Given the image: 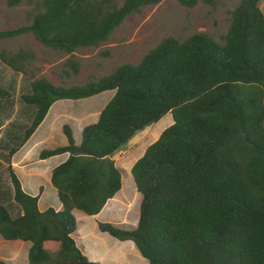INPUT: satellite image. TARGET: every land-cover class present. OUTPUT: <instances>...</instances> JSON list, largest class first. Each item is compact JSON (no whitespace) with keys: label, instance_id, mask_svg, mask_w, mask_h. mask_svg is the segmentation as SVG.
Instances as JSON below:
<instances>
[{"label":"trees","instance_id":"1","mask_svg":"<svg viewBox=\"0 0 264 264\" xmlns=\"http://www.w3.org/2000/svg\"><path fill=\"white\" fill-rule=\"evenodd\" d=\"M32 6L31 23L0 30V40L32 33L44 46L73 55L106 43L125 19L162 0H5ZM186 8L199 2L177 0ZM262 0H241L233 9L223 41L208 33L181 39L167 36L137 63L85 84H54L31 69L37 52L0 47V61L31 79L22 100L36 113L12 158L60 100L116 93L96 123L76 142L70 125L67 144L46 148L39 159L69 154L52 172L62 210L39 208L40 194L27 193L9 165L15 202L13 217L0 202V235L31 242L29 264H97L78 246V209L99 214L123 188L114 156L139 131L169 113L174 123L132 167L142 194L138 225L126 229L100 222L102 232L132 240L149 264H264V12ZM66 68L78 72L70 57ZM66 74L68 72L66 71ZM1 75V73H0ZM12 93L0 83V100ZM162 123V121L160 122ZM158 124L159 134L161 131ZM3 121L0 118V129ZM133 206L131 201L129 207ZM55 254V255H53ZM0 264H7L0 259Z\"/></svg>","mask_w":264,"mask_h":264},{"label":"rangeland","instance_id":"2","mask_svg":"<svg viewBox=\"0 0 264 264\" xmlns=\"http://www.w3.org/2000/svg\"><path fill=\"white\" fill-rule=\"evenodd\" d=\"M240 2L241 0H220L215 7L199 2L193 8H186L177 0H162V2L157 5L143 7L141 11L129 15L123 24L113 32L106 43L98 47L80 48L73 55H68L60 50L44 46L32 33L0 40V47L11 52H16L22 47L33 48L37 52L38 59L33 63L31 69L33 72L35 71L37 77L45 76L57 85L65 84L70 86L85 84L92 79H97L112 73L123 63L139 62L147 52L153 49L167 36H175L184 39L196 33H208L214 39L223 41V37L227 34L231 24L232 11ZM260 7L264 12V0L261 1ZM31 10L32 6L28 3L11 7L8 6L5 0H0V30L14 29L23 25H29L31 23V16L29 15ZM70 57L79 63L80 69L78 72H74L71 68L65 67V62ZM9 70H11L10 67L0 61L2 83L8 90L15 93L12 100L4 103H7V106L10 104L14 105L15 110H18V106H25L26 103L21 98L19 99L17 97V85L9 78V74L7 73ZM66 71L68 74H66ZM27 79L31 81L29 77H27ZM4 101L7 100L4 99ZM98 104V101H93L91 105L97 106ZM30 107L34 108V106ZM62 107V104L56 103L53 111L60 112L62 115L55 120V129L52 137L54 142L52 144L54 146L61 145L63 141L64 143L66 141L62 126L64 120L69 119L63 118L65 113H62ZM68 107L72 108L76 115H85L84 111L86 107L84 105L78 104L76 107L73 105ZM2 113H5V111H2ZM172 118L173 116L171 113L166 115L161 120L162 123H160L161 121L159 122V129L171 126L174 123L172 122ZM29 120V114H22L19 121L13 124L14 133L3 137L4 141L2 140L0 145V202L9 209L13 217L20 216L19 214L22 209L14 199V190L9 171V165L11 163L9 154L11 148L18 147L20 144L25 129L28 126L27 124L30 122ZM159 123L139 131L130 143L126 145V149L115 156L116 164L122 169L123 175V188L120 191V197H122V200L125 202L132 201L133 206L121 208L119 206V208L115 210H110L109 214L118 218V222L120 223L125 221L124 223L129 224L127 225L128 227H126L129 229L132 228L135 218L140 217L141 202H139L140 196L136 193L137 187L132 174L131 165L135 160L137 162V160L142 157L143 150L151 141V134L157 130ZM30 161L40 163L42 170H44V172L47 171V166L43 164V161L39 162V156L36 155V152L30 154ZM7 162L9 164L8 166L6 165ZM21 174L22 172L20 169V175ZM21 176L24 177V179L26 178L27 184H36L38 190L37 177H34L32 173L30 175L25 173ZM28 176L30 179L35 180L27 182ZM40 176L42 175L40 174ZM45 180L46 178L40 180V186L44 185ZM46 185L47 193L42 200V208L45 206L56 208L61 202H59L60 200L53 191V188H50L49 182H47ZM78 212L86 217L88 216L79 210L77 211L78 218ZM77 215H75V217ZM134 215H136V217H134ZM78 218L76 217L77 224L79 222L81 228H85L86 226L87 229L93 228L94 225L90 218H87L88 220L82 217ZM75 240L77 242L76 237ZM128 253V259L122 256L118 264H149L148 260L143 256L137 257L130 251Z\"/></svg>","mask_w":264,"mask_h":264},{"label":"crops","instance_id":"3","mask_svg":"<svg viewBox=\"0 0 264 264\" xmlns=\"http://www.w3.org/2000/svg\"><path fill=\"white\" fill-rule=\"evenodd\" d=\"M7 73L9 74L8 76L11 79V81L14 82L15 85H17V97L19 99L20 98L22 99L23 94H27L31 91V81L27 79V76H24L22 73L15 72L12 69L9 70V72L7 71ZM1 78H2V74L0 75V83L3 87H5L2 83ZM11 93H12V97L10 99H5L7 101H4V99L0 100V118L3 121V126L0 129V145H1L2 140L4 141L3 137H6L14 133L13 124L19 121L22 114L26 113L30 115V120H29L30 122L29 124H27L28 125L27 127H29L36 113V107L31 108L30 107L31 105H26L25 103H24L25 106H22V107L18 106L17 107L18 110H15L14 105H11L10 103L9 104L11 106L10 105L7 106V103H4V102H8L9 100H12L15 96L14 92L11 91ZM115 93H116L115 90H111V91L103 92L99 95H96L90 98H84V99H79V100L57 101L56 102L57 104H62L63 106L61 108L62 113H65L63 118L69 119V120H64L62 129L64 128L66 124L70 125L74 133L76 142L80 144L83 139V130L85 126L96 123L99 120L102 110L110 102V100L114 97ZM93 101H98L99 104L97 106L91 105L93 104ZM55 104L51 107L48 115L46 116V118L44 119L40 127L37 129V131L33 134V136L28 140V142L22 148L19 149L18 152H16V154L12 156L10 160L13 168L16 170V172L18 173L22 181L24 190L27 193H30L33 196L39 195L40 188L41 186H43V192L40 194V200H39V208L42 211L50 208L48 206H45L44 208H42V200L47 193L46 183L49 182L50 188L51 189L53 188V191L58 196V191L52 184V180H51L52 172L56 166L66 161L69 157V154L66 153V154H61V155L54 156V157H51L45 160L39 159L40 160L39 162L43 161V164L47 166L46 172L42 170L41 168L42 166L40 163L38 162L35 163V161H32V162L30 161L31 153L36 152V155L39 156L40 152L43 149L55 148L57 146H64L68 142L67 137H66L65 143L63 141L61 145H57V146H54L52 144L54 143L52 137H53V133L55 129L54 127L55 120H57L60 116H62L60 112H53L55 108ZM78 104L84 105L86 107V110L84 111L85 112L84 116L76 115L74 110L68 107L70 105L71 106L73 105L74 107H76V105ZM64 106L67 108H65ZM2 111H5V113H2ZM172 122H174L173 118H172ZM165 129L166 128L161 129V131L159 132V134H157V136H156V132L158 131V129L154 133L151 134V141L147 144L146 148H144L142 156L144 155L146 149L152 143H154L160 138L162 132ZM125 147L120 152L126 149ZM119 153H117L116 155H118ZM135 163H136V160L131 166L133 167ZM6 165L7 166L9 165L8 162L6 163ZM20 169L23 175L25 173L29 175L32 173L34 177L38 178V190L36 188V184L26 183V180H25L26 178L24 179V177L21 176L22 174L20 175ZM40 174L42 176H40ZM42 178H46V180L44 181V185L40 186L41 184L40 180ZM34 180L35 179H30V177L28 176L27 182L34 181ZM136 193L140 196L139 202L141 201L140 202V206H141V203H142L141 195L142 194L137 189H136ZM120 194L121 193L118 192L114 198L110 199L105 205V207L103 208V210L97 215H88L89 217L88 216L86 217L82 213L78 212L79 218L80 217L86 218V220H88L87 218H90L94 226L93 228H89V229H87V226L85 228H81L78 222L77 230L74 234V238L76 237L77 244L83 250L84 254L91 261L96 262L97 264H118L122 256L128 259L129 251L133 252L137 257H140V256L142 257V254L138 250L134 241L120 240L118 238L113 237L109 233L102 232L99 228V223L104 222V221H107L110 223L112 222L123 228L128 227L127 225L129 224L124 223L125 221L120 223L118 222V218H115L114 216H111L109 214L110 210H115L119 208V206L120 208L129 207L130 202H125L124 200H122V197H120L121 196ZM56 209L62 210L63 204L59 203ZM77 211L79 210L74 209L73 213L77 215ZM22 213L23 211H21L19 215H21ZM76 217L78 218V215ZM134 217H136V215H134ZM139 218H135L132 228H135L138 225ZM126 229H129V228H126ZM30 248H31V242H24L22 240H6L0 235V259L6 261L7 264H29Z\"/></svg>","mask_w":264,"mask_h":264}]
</instances>
